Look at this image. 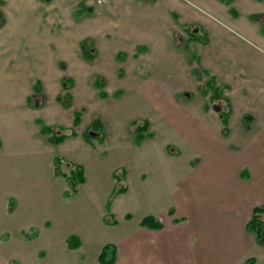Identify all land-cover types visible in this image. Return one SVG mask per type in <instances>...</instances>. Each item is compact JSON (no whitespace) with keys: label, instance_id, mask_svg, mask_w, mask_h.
Instances as JSON below:
<instances>
[{"label":"crops","instance_id":"crops-1","mask_svg":"<svg viewBox=\"0 0 264 264\" xmlns=\"http://www.w3.org/2000/svg\"><path fill=\"white\" fill-rule=\"evenodd\" d=\"M190 1L199 4L203 13L183 0H101L99 4H95L93 13L90 11L88 16L76 18L73 23L80 28V24L85 22L86 26L83 27L87 29L79 33L76 40H80L82 35H88L95 40L99 57V54H105L107 51L104 44L106 40H112L109 34L113 35L114 40L118 39L119 36L114 33L123 32L124 26L126 27L120 13L132 10L138 15L140 10L143 16V33L137 39L124 38L141 41L135 42L131 47H126L125 41L113 54V59L122 64L126 63L128 53L136 54L137 64L144 71L133 73L134 81L135 76L140 78L137 86L135 81L132 88L123 89L121 94L122 97L125 96L124 93L129 95L128 92L135 95L126 103L120 102L124 104L122 109L128 112L137 102V112H142L137 114L142 116L128 118L130 115L126 113L123 115L125 125L123 122L116 124L118 119L115 120L114 116L110 121L112 124L115 120L113 141L128 155L140 154L144 160H127L128 166L122 171L123 179L120 181L126 191L114 195L111 200L110 212L114 207V198L120 196L122 203L115 208L121 207L124 211L132 209L139 215L137 225L128 226L119 238L116 237V244L111 243L115 252L113 264H264V244L257 241L254 232L246 229L253 208H264V105L261 119L253 113L255 104L259 105L257 100L264 96V58L231 31V28L237 27L245 33L258 35L261 29L264 34V10L250 11L251 9L246 7L250 0ZM53 7L47 5L45 10L50 23L57 14ZM242 9L249 10L248 17L254 24L246 18L242 20ZM108 11H111L113 16L104 18ZM107 30L111 33H106ZM98 33L100 36H97ZM91 57L93 55L89 58ZM105 58H108L107 55ZM46 59L48 64L44 65V71L36 75L33 71L29 72L21 89L22 95L13 97V111L17 108L34 111L28 106V99L32 97V91L39 82L33 84L32 77L38 75L41 79L46 77L47 81H56V73L51 69L54 59ZM102 60L104 61V55ZM127 69L131 71L129 67ZM256 78L257 82L254 83ZM102 80L106 85V79ZM49 84L45 87L42 83L46 96V103L42 107L57 111H62L59 110L61 107L70 109V105L65 106L59 99V90ZM210 84L220 91L216 98L208 86ZM38 86L41 87V83ZM244 107L246 108L243 109ZM235 113H238L241 123L243 115H250L249 128H245L242 123L244 128L239 137L243 140V148L238 149L231 142L232 134L228 128ZM74 116L72 125L76 127L82 124L80 114L77 123L74 122ZM36 119H40L44 125L52 126L57 132L59 130L58 133L69 134L74 131L75 135L69 134L59 143L49 142L46 136L41 134L40 124ZM133 120H145L148 123L150 135L145 136L139 143L134 142L132 137V143L129 140L132 135L130 123ZM29 121L32 125L35 122L39 126L36 140L40 148L30 146L21 150L0 140V184L9 186L14 183L18 190L13 184L10 187L14 190L13 194L18 195L21 200V205L15 200L14 205L9 207V199L4 202L0 196V264H4L5 260L9 264L12 261L16 264L35 261L33 256L38 249L29 248V242L39 237L47 246H56L61 251L70 249L69 245L62 247L60 239L62 238L65 244L69 235L77 236V232L85 229L84 225H74L72 219L65 227L64 218L69 217L71 211L65 206L52 203V198L39 200L26 198L24 195L37 185L33 182V173H43L47 184L50 181L64 184L62 193L68 188L64 177L54 174L55 155H61L66 161L83 167L85 180L77 185L76 194L79 193V186L87 182L89 155L83 158L71 150L54 151L53 147L65 144L68 139H76L78 142L74 143V147L87 146L92 150L88 144L90 142H84V131L93 119L81 132L82 137L73 128L59 127V123L47 122L37 115H30ZM67 128L70 129L69 132L65 130ZM126 129L131 132L129 135ZM173 139L183 146H191L194 151L189 165L174 168L177 175H184L177 183L178 187L169 206L168 191L165 193V205L159 202L158 188L162 178L159 177L158 164L146 162H155L163 153L162 146L166 151L175 149L171 148ZM104 140L107 143L108 138L105 135ZM175 151L173 156H180V149L176 148ZM198 155L202 157L201 160ZM66 166L68 172L69 166ZM110 169L112 176L116 172L121 174L116 167ZM138 173H147V182L144 183V177ZM130 183L134 186L132 195ZM126 195L130 197L129 201L125 200ZM166 205L169 216L167 221L163 222L157 216ZM38 208H41L46 216H53L61 222L64 228H60V224L57 230L43 231L42 228L40 231L37 225L32 224L33 210ZM170 209L174 210L172 214L169 213ZM146 216L157 218L162 227L156 229L141 225L140 221ZM124 217L126 223L135 220H132L133 216L129 211ZM260 219L264 223V210ZM8 227L19 229L21 236L19 235L18 240L10 242L11 233ZM33 231L36 233L30 238L24 234H31ZM46 231L48 234L43 235L42 232ZM74 231L76 232L73 233ZM81 246L79 243L75 249Z\"/></svg>","mask_w":264,"mask_h":264},{"label":"rangeland","instance_id":"rangeland-1","mask_svg":"<svg viewBox=\"0 0 264 264\" xmlns=\"http://www.w3.org/2000/svg\"><path fill=\"white\" fill-rule=\"evenodd\" d=\"M100 1L101 0H0V140L21 150L28 149L30 146L40 148L41 146L38 145V141L36 140L37 135H39V126L34 121V125L31 124L29 121L30 115L40 116L47 122L59 123V127L68 126L73 128L79 132L81 137V132L86 125L92 121V119L97 118L102 122L103 127L101 128L103 130V135L108 138L107 143L104 138L103 141H98L97 137L99 133L96 132L93 133L90 140L86 141L82 139L84 142H90L88 144L92 150H89L87 146L74 147V143L78 142L76 139H68L65 141V144L55 145L53 147L54 151L63 149L71 150V152L83 158H87L89 155L90 169L89 167L86 168L87 182L85 185L79 186V193L75 196L63 199L61 190L65 186L64 184L52 181L47 184L43 173H33V182L37 183V185H35L30 192L25 194L24 197H33L39 200H43L47 197L48 199L52 198V203H57L58 206H65L71 211L69 212V217L64 218L65 227L72 219L74 225H84L85 229L82 232H77L79 234L76 237L80 240L82 246L78 249L74 248V250H71L72 248L70 247V249L66 248L65 251H61L59 248H56V246H47L45 242H42L41 237L30 241L29 248L36 247L38 252L36 251L37 253L35 252L33 256L35 261H29V264H92L93 262L101 264L96 260V257L100 253L102 247L107 243L116 244L117 239L127 230L128 226H134L138 223L136 220H138L139 215L136 211L132 209L128 210L133 216L132 220L135 219V223L134 221L126 223L124 215L128 211L122 210L121 207L115 208V206H119L122 203V198L120 196L114 198V207L109 213L105 207V202L114 195L112 194L111 196V193L114 187L118 186L120 183H115L118 177H120L119 173L116 172V175L112 176L109 169L111 167V169L116 167L118 171L125 170L128 166V159L139 162L144 161L142 157H140V154H138L139 156L135 154L128 155L123 151L120 145L112 139L115 129V120L118 119L116 124L120 125L124 121L123 115H126V113L130 115L128 118L142 116V114H137L142 113L137 112V108H139L137 102L135 105L131 106L132 108H130L129 112L122 109L124 104L120 102L123 101V103H126V101H129V98L135 95L133 92H128L129 95L124 93L125 96L122 97L120 95L119 98H114L115 96L113 97L112 92L116 89L127 90L132 88L135 81V85L137 86L140 78L137 75L134 81L133 73L136 74L137 71L139 73L140 71L144 72L137 64L135 58L136 54L132 55L128 53L125 58L127 59L126 65L124 62L122 64L119 63L117 59H113V54H115L117 47L121 46L125 41H127L126 47H131L135 42L141 41L124 40V38L132 37L137 39V37L143 33V16L140 10L138 15L132 10L120 13L121 20H124L126 24V27L124 26L123 29L124 31L114 33V35L119 36V38L115 40L113 35L109 34L110 37L112 36V40H106L104 43L107 46V51L105 54H99L98 57V49L95 40L88 37V35H82L80 40H76L77 35L87 29V27H83L86 26L85 22L80 24V28L73 23L76 18L80 17V19H82L84 16H88L90 11L93 13L96 9L95 4H99ZM183 2L190 4L195 7L198 12L203 13L199 8V4L196 5L190 0H183ZM47 5H53V10L57 12V14L54 15V21L52 23L46 18L47 11L45 10ZM87 7L91 8V10ZM246 7L253 12L262 11L264 10V0H250ZM248 11L249 10L244 11L242 9L240 16L242 20L246 18L254 24L248 17ZM107 13L108 15L104 18L113 16L111 11ZM44 14L45 16H43ZM229 14L235 16L233 13ZM172 15L174 16L173 13ZM221 22L223 23V21ZM231 31L234 32L240 40H245V42L250 44L255 49L254 52L264 58V34L261 29L258 35L245 33L237 27L231 28ZM107 32L111 33L110 30H107L106 33ZM97 36H100L99 33ZM83 39H86L89 44L86 51L93 55L91 58L85 56L84 52L86 51L81 47L80 42H82ZM102 55H104V61L102 60ZM106 55L108 58H105ZM68 56L71 57L68 58ZM46 58L54 59L51 69L56 73V81H47L48 78L42 77L41 79L38 75L32 77L33 84H37V82L41 83V87H38L36 91L33 90L32 97L30 96V99H28V106L33 108L34 111L23 108H17L13 111V109H11L13 106V97L22 95L23 91H21V89L24 87L25 79L29 72L33 71L34 73H32L36 75L44 71V65L48 64ZM123 65L131 68V71ZM124 75L126 76L124 77ZM98 77L106 79L107 83L103 88H99L95 84V80ZM63 79H70L69 82L65 83V87L62 86ZM256 80L257 78L254 79V83L257 82ZM42 83L45 87L49 83V86H55V88L59 90V95L62 97L60 99L61 102L67 101L70 105V109L66 110V108L64 109L61 107L59 110L62 111H57L56 109L48 110L42 107V105L46 103V96L42 89ZM102 90L107 93V96L102 97L100 95V91ZM65 93L69 94V97H66ZM261 99H263L262 102ZM257 102H259L260 106L255 104L253 113H256L258 119H261V116H263L262 106L264 105V96L260 97ZM240 108H242V106H240ZM245 108L246 107L243 109ZM75 112L80 114L82 120V124L76 127L72 125ZM113 116L115 120L111 124L110 121ZM123 124L125 125L124 122ZM228 128L232 134L231 142L233 145H235L237 149L242 147L243 140L240 139L239 133H241L244 127L238 118V113L234 114L228 124ZM65 130L69 132L70 129L67 128ZM58 132L60 131L58 130ZM126 132L128 135L131 133H129L127 129ZM131 137L132 139L134 138V133L129 136V140L132 143ZM165 137H167V134ZM171 141H173L171 148L180 149V156H173V154H176L175 149H168L166 151L165 148H163L164 146H162L161 150L163 153L156 158L155 162L152 160L149 162L145 161L146 164H158L159 177L162 178L159 180V202L165 205V193L168 191L167 200L169 201V206L173 198V193L178 187L177 183L184 175L182 174L180 176V173L177 175L174 168L189 165V160L193 157L191 154L194 151L191 146H183L179 141L177 142V140L175 141L174 139ZM197 157L200 160L202 159L200 155ZM67 169L66 164L63 163L62 170L67 172ZM18 176L20 175L18 174ZM139 176L144 177V183L147 182V173H140ZM12 184L14 188L17 187L14 183ZM12 184H9V186L0 184V196L3 197L4 202L11 198L14 201L18 200L19 205H21L20 197L13 194L14 190L10 187ZM131 187L132 190L130 193L132 195L134 186L131 184ZM16 189L18 190V187ZM7 193L8 195H6ZM126 196L125 200L129 201L130 194ZM166 207L167 205L157 216L163 222L167 221L169 216ZM28 214H30L29 211ZM32 217L34 221L32 224L37 225L40 231L42 228L43 231H45L44 229H56L60 224V228H64V225L53 216H46L41 208L33 210ZM111 217L116 220L115 224L111 222ZM46 221L47 223L45 224ZM8 230L11 233L10 242H14V240L16 241L20 238L19 235L21 236V234L19 233V229L8 227ZM75 232L76 231L73 233ZM28 233H30V231H28ZM42 233H44L43 235L48 234L47 231ZM117 236L118 238L116 239ZM60 244L62 247L67 245L66 243L64 244L62 238L60 239ZM4 264L9 263L5 260Z\"/></svg>","mask_w":264,"mask_h":264},{"label":"trees","instance_id":"trees-1","mask_svg":"<svg viewBox=\"0 0 264 264\" xmlns=\"http://www.w3.org/2000/svg\"><path fill=\"white\" fill-rule=\"evenodd\" d=\"M252 18H256V16H252ZM89 44L87 43V40H83L81 43V47L84 51H86L88 49ZM85 56L87 58H89L91 56V54L86 51L84 52ZM69 79H63V86L65 87V83L69 82ZM95 84L102 88L105 85V81L102 80L101 78H97L95 80ZM210 89H212L213 91V96L216 98L217 95L220 94V91L214 86V85H208ZM38 84L35 86V91L38 90ZM123 93V91L121 89L119 90H115L113 92V96H120ZM100 95L102 97L107 96V93L104 92L103 90L100 91ZM66 97H69V94L65 93ZM213 97V98H214ZM62 97L60 96L59 99H61ZM63 104L65 106H68L69 103L67 101H63ZM79 113H75L74 116V122H78L79 121ZM250 115H243L242 117V123L244 125L245 128H249L250 123ZM36 122L40 124V132L41 134L46 136V139L49 142L52 143H59L61 141H63L69 134L70 135H75L74 131H71L69 134L68 133H58L52 126L49 125H44L43 122L40 119H36ZM225 123V121H224ZM131 130L132 133H134V142L139 143L145 136H149L150 133L148 132V123L145 120H133L131 123ZM102 122L95 118L93 119V121L91 122L90 126L84 131V137L86 140H90L91 136L93 135V133L98 132L99 136L97 137L98 141H103L104 135H103V130H102ZM226 128L224 127V134H226ZM66 163L69 166V171L68 172H64L62 170V164ZM53 165H54V174L55 175H61L62 177H64V179L66 180L67 186L68 188L66 190L63 191L62 196L67 198L70 196H73L77 193V185L79 183L84 182V169L80 164L77 163H73V162H68L66 161L61 155H55L53 158ZM121 174L120 177H118L117 179V183H119L122 179H123V172L120 171ZM114 175H116V173H114ZM116 183V184H117ZM123 191H126V187L119 183L118 186L114 187L112 194L116 195L118 193H121ZM113 195V196H114ZM112 196V197H113ZM112 197L108 198L107 201L105 202V207L108 211V213L110 212V206H111V200ZM8 205L9 207L14 205V200H12L11 198H9L8 201ZM264 208L262 206H255L252 210V214L250 219L248 220V222L246 223V229L250 232H254L256 235V239L259 243L264 244V223L261 221L260 219V214L263 212ZM174 212L173 209L169 210V213L172 214ZM111 222L113 224L116 223V220L113 219V217H111ZM141 225L143 226H147L150 228H156L159 229L162 227V223L155 218L154 216H146L144 217L141 221H140ZM35 231H33L31 234H27L24 233L26 235L27 238H30L32 236L35 235ZM66 243L67 245H69L71 248H76L79 246V239L75 236V235H69L66 238ZM115 252H114V246L112 244H105L99 255H98V261L101 264H113L115 261ZM11 264H16L15 261H12Z\"/></svg>","mask_w":264,"mask_h":264}]
</instances>
